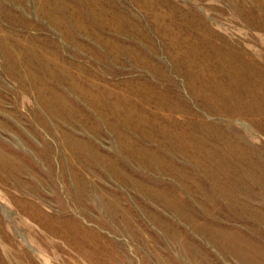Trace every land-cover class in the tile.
I'll return each instance as SVG.
<instances>
[{"label":"rangeland","instance_id":"1","mask_svg":"<svg viewBox=\"0 0 264 264\" xmlns=\"http://www.w3.org/2000/svg\"><path fill=\"white\" fill-rule=\"evenodd\" d=\"M0 264H264V0H0Z\"/></svg>","mask_w":264,"mask_h":264}]
</instances>
